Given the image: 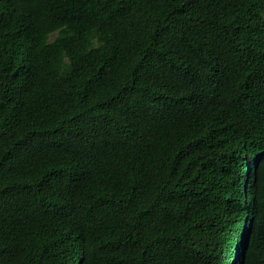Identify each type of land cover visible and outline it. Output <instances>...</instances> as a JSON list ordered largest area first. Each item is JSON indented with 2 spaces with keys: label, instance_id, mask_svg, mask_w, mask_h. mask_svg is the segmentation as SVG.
Masks as SVG:
<instances>
[{
  "label": "trees",
  "instance_id": "trees-1",
  "mask_svg": "<svg viewBox=\"0 0 264 264\" xmlns=\"http://www.w3.org/2000/svg\"><path fill=\"white\" fill-rule=\"evenodd\" d=\"M0 264H264V0H0Z\"/></svg>",
  "mask_w": 264,
  "mask_h": 264
},
{
  "label": "rangeland",
  "instance_id": "rangeland-1",
  "mask_svg": "<svg viewBox=\"0 0 264 264\" xmlns=\"http://www.w3.org/2000/svg\"><path fill=\"white\" fill-rule=\"evenodd\" d=\"M56 35H54L53 37H55ZM247 164H248V167H249V170L252 168V162H251V159H248L247 160Z\"/></svg>",
  "mask_w": 264,
  "mask_h": 264
}]
</instances>
